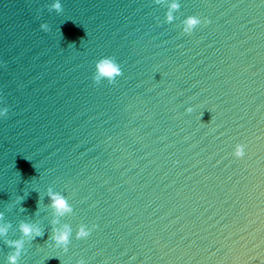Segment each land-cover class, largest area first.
Listing matches in <instances>:
<instances>
[{
    "label": "water",
    "instance_id": "water-1",
    "mask_svg": "<svg viewBox=\"0 0 264 264\" xmlns=\"http://www.w3.org/2000/svg\"><path fill=\"white\" fill-rule=\"evenodd\" d=\"M56 2L0 0V264H264V0Z\"/></svg>",
    "mask_w": 264,
    "mask_h": 264
},
{
    "label": "clouds",
    "instance_id": "clouds-1",
    "mask_svg": "<svg viewBox=\"0 0 264 264\" xmlns=\"http://www.w3.org/2000/svg\"><path fill=\"white\" fill-rule=\"evenodd\" d=\"M178 5L173 4L172 8H177ZM52 8L55 9L57 12L62 11V5L59 3V0L55 4L52 5ZM169 20L172 19L171 16L168 17ZM206 22V21H205ZM186 27L183 29L184 33L190 34L198 25L201 24V20L197 17H188L185 21ZM40 27L47 31L48 26L46 24L40 25ZM98 75L93 76V79L96 83H100L101 79L108 80L109 83H112L115 81V79L122 75L121 68L117 62L113 58H102L100 59L96 66ZM7 113V109H4L3 112H0V115H5ZM234 156L237 158H242L245 155L244 151V145H237L236 149L234 151ZM49 198L51 200V206L56 210V212L60 214H64L66 212H70L72 209L70 205L68 204V201L65 199L64 196L58 193H52L49 191ZM4 229H0V234L4 233ZM21 231L25 236L32 237L40 236L41 230L39 228H34L33 226L24 223L21 225ZM91 229H88L86 227H81L77 233L76 238L77 239H83L87 238L90 235ZM70 230H64V231H54L52 239L55 241V244L57 246H62L67 249V245L70 242ZM14 244L15 248L17 249V254L12 255L9 257L10 264H16V258L19 254V249L22 247V242L16 241V242H9ZM82 264V262H81Z\"/></svg>",
    "mask_w": 264,
    "mask_h": 264
}]
</instances>
